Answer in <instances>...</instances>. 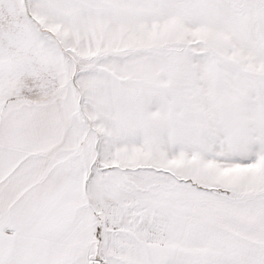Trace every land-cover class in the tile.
<instances>
[{
	"label": "snow or ice",
	"instance_id": "6c2138e0",
	"mask_svg": "<svg viewBox=\"0 0 264 264\" xmlns=\"http://www.w3.org/2000/svg\"><path fill=\"white\" fill-rule=\"evenodd\" d=\"M0 264H264V0H0Z\"/></svg>",
	"mask_w": 264,
	"mask_h": 264
}]
</instances>
